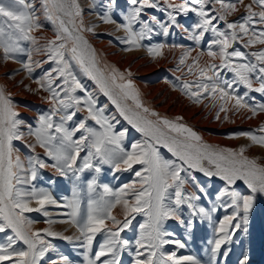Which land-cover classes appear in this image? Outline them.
I'll use <instances>...</instances> for the list:
<instances>
[{
	"label": "snow or ice",
	"instance_id": "6c2138e0",
	"mask_svg": "<svg viewBox=\"0 0 264 264\" xmlns=\"http://www.w3.org/2000/svg\"><path fill=\"white\" fill-rule=\"evenodd\" d=\"M89 7L92 10L102 7L99 20L125 34L118 39L127 45L124 49L127 52L141 49V42L151 40L153 35L168 37L173 29L186 32L187 38L196 45L210 33L213 39L207 53L201 52L191 63H186L194 50L186 48L179 58L178 69L185 66L187 73L195 77L192 82H183L182 94L194 104L210 100L217 109L216 120L224 113L223 119L228 121L230 111L250 113L248 119L264 113V102L249 95L259 93L264 97V47L247 54L235 47L237 43H242L243 48L264 46V0L248 3L245 0H182L179 3L123 0V7L120 0H106L103 5L92 0ZM241 7L244 14L239 20L229 21ZM148 10L162 13L166 20ZM37 11L36 0H0V64L9 61L19 64L38 85L37 89L27 88V91L47 93L41 98L51 105L50 110L37 115L33 126L21 116L17 104L0 86V234H3L0 264H76L68 255L60 253L49 237L82 249L83 264H125V254L131 258V264H228L229 256L234 253L235 264H252L251 220L257 201L264 198V163L246 152L251 146L264 148V124L229 134L228 139L250 141L239 149L206 143L191 127L180 123L182 117L170 120L146 107L140 90L128 78L131 72L126 76L114 66L106 65V73L98 66L96 50L84 36L85 32H94V27H86L79 0H39V11L54 31V38L43 44L33 35L43 29ZM190 13L196 21L189 30L180 23L179 17L187 19ZM115 14L121 16L122 22H117ZM218 22H223L225 27ZM165 47V44H156L148 47L147 53L155 59L163 56ZM37 55L46 58L34 59ZM204 55L209 61L202 65L200 57ZM73 62L96 83L119 115L144 140L132 143L130 150L123 145L127 130L115 131V117L106 115L105 109L97 106V101L74 73ZM44 64L54 66L33 79V73ZM225 69L233 74L232 79L222 77ZM6 78H12V70L6 73ZM239 86L246 91L241 94ZM77 91L83 96L76 95ZM80 112L86 115L75 120ZM28 138H34L35 143L28 142ZM16 141L34 154L22 159ZM157 145L167 148L175 160L162 158ZM37 146L52 163L35 154ZM81 153L85 154L81 156ZM105 165L114 174L133 173L138 179L115 189L101 184L99 176ZM39 169H52L57 176L71 179V197L59 202L44 188L19 187L31 185ZM85 172L94 175L87 181L88 201L86 208H82L77 182ZM196 173L208 181L218 178L223 182L214 200L212 185L206 187ZM204 199L210 208L201 203ZM49 207L67 209L56 213L67 219H53ZM117 207L123 219L113 214ZM221 209L222 218L214 219V214ZM29 213L45 217L48 227L35 229L38 221L30 219L26 215ZM137 216L143 218L138 235L133 240L124 238L121 234L132 227ZM169 221H176L185 229L186 240H191L197 221L208 222L213 237L208 241L211 249L206 261L195 255L177 254L187 243L173 238L175 233L167 227ZM56 224H70L77 234L55 231ZM98 236L102 240L98 241ZM167 245H174L176 250H166ZM49 253H56V258Z\"/></svg>",
	"mask_w": 264,
	"mask_h": 264
},
{
	"label": "rangeland",
	"instance_id": "374dc122",
	"mask_svg": "<svg viewBox=\"0 0 264 264\" xmlns=\"http://www.w3.org/2000/svg\"><path fill=\"white\" fill-rule=\"evenodd\" d=\"M37 1H36L37 4L36 6L38 9L37 15L40 16V23L43 25V29L39 32L34 33L33 35L37 36V38L40 39L41 44H43L45 40L54 38V31L51 23L45 20L43 18L42 12L39 11V0ZM91 1L92 0L90 1L79 0L82 8L84 9V23L86 27H94V32H85L84 36L87 37L89 44L96 50L97 58H98V66L106 73L108 72V69L105 67L106 65L114 66L115 68L119 69L121 72H124L125 75L127 76V73L131 71L126 68L122 69L114 62L107 60L103 50L99 47V45L102 44V42L108 38V40H110V44L112 43L111 46L114 48L116 47L114 51L117 55H121L123 54V52L126 53L127 51H124V49L127 47V45L120 43L118 39L124 37L125 34L122 31L116 32L114 25H107L108 28L105 29L104 27H106V25L102 24V21L99 20L98 18V13L102 14L103 8L101 7L96 10H92L89 7ZM96 2L98 4L103 5L104 3H106V0H96ZM120 2L122 3L121 7H123V0H120ZM176 2L179 3L182 2V0H176ZM226 2H229V0H226ZM232 2H234V0H232ZM248 2H250V0H245V3ZM216 7H219V5H216ZM148 11L149 13L156 15L161 20H166V17L162 13L156 12L155 10H148ZM243 14H244L243 8L241 7V10L239 12L235 13L233 16H230L228 19L229 21H237ZM115 18L117 19V22H122V18L119 14H115ZM146 18L147 17H145V19ZM179 20L181 24H183L186 28H189L190 30L191 26L196 21V17L194 14L190 13L187 19H185L184 17H179ZM91 22H93V24ZM218 23L219 26H221L222 28L225 27L223 25V22H218ZM96 25L99 26L97 27ZM111 26L113 27L111 28ZM138 28L139 26L137 25V30ZM257 30H259V28ZM107 31L111 33V36ZM212 39L213 37L211 36V34L207 33L205 35V40L202 41L200 45H196L193 41L187 38V33L182 31L181 29L171 30V34L168 37H165L163 35H153L151 40L145 39L144 41L141 42L143 46L141 47L142 50L139 49L140 51L145 50V52H147L146 49L148 47H151L155 44H165L166 45L165 48H167L169 51L173 49V47L171 48L172 45H176L177 47H174V50H172V52L173 51L176 52L175 53L173 52L170 55L168 54L164 55L165 57L164 56L157 57V58H161L160 60L164 62L162 66H160L155 72H151V73L147 72L146 74L141 75L137 72L132 71L131 72L132 75L128 78L131 79L133 83L136 85V87L140 90L141 99L144 105L146 107H149L151 110L159 113L161 117H167L170 120H174L177 116L182 117L183 119L180 121V123L186 124L187 126L191 127L194 131H196L198 134H200L203 137L206 143L212 145H218L220 147L239 149L241 146L249 145L250 141H248L245 138L228 139L227 138L228 135L238 131H247L258 128L261 124H264V113L257 115L253 119H248L247 117L251 115L250 113L241 111L239 114H235L234 112L230 111L228 113L229 116L228 121H225L223 119L225 115L224 113H221L220 120H216L215 113L217 109L212 107L210 100H204L203 103L201 104H194L180 91V89L183 86V82L185 80H188L189 82L195 80L194 76H190L187 73V68L185 66H179L178 69V61L183 51L186 48L194 49L191 53V58L186 62V63H191L192 58L197 57L201 52L207 53L208 44L211 42ZM105 47L108 48L110 46L108 45ZM235 47L239 48L240 50L244 51L247 54L252 51H256L264 46L257 45L255 48H243L242 43H237ZM148 56L146 57L149 58L150 56L149 57ZM37 58L43 60L46 57H44L43 55H37L34 57V59ZM122 58L126 60L127 56H124ZM22 59H26V57H22ZM149 59H153V58L150 57ZM208 61L209 58L207 57V55L200 57V63L202 65ZM216 63H219V61H216ZM17 66H19V70L23 74V79L26 80L29 84H32L33 83L32 79H28L27 73L22 71L19 64H17ZM53 66H54L53 64H44L42 68H39L37 72L33 73V79H38L43 74L44 70H49ZM73 71L76 74L77 78L84 85L86 91L91 93L94 99L97 101V106L100 108H104L106 115L110 117L111 116L115 117V120L113 121V123L115 124V131L119 132V131L127 130V135L123 141V145L127 149L130 150V146L132 143L139 142L145 139V137L140 132L132 128V126L128 124V122L119 115L115 105H113L111 101L108 99V97L105 96L100 91L99 87L96 85L94 81H92L86 75L83 74V72L79 69V67L75 65V62H73ZM221 75L225 79L233 78V74L228 72L226 69L221 73ZM157 84L163 87L157 90V86H158ZM0 86L4 87V85H2L1 82H0ZM239 90L241 94L244 91H246L245 89H243L242 86H239ZM76 95L82 97L83 93L77 91ZM249 95L255 97L257 101L264 102V97H261L259 93H250ZM11 98L15 100L13 102L16 103L17 105H19L20 103L22 104V105L20 104L21 106L28 105L25 100L20 101L19 98L17 99L15 97H11ZM44 103L48 104L46 100L44 101ZM47 108L48 107L40 108L39 106H35V110H36L34 114L35 117H30V118H27L26 116H22V117L26 119L28 123H31L33 126H35L37 115L50 110L49 108L48 109ZM190 111H194V112H191L192 113L191 114ZM85 115H86L85 112L77 113V117H75L74 119L75 120L81 119ZM149 118L153 120L155 119V117H149ZM230 121H234V122H230ZM88 123L93 126H96L93 121H89ZM69 125L71 126L72 122H69ZM77 136H79V133L77 134ZM28 142L35 143L34 138H28ZM14 143L16 147L20 149V154L22 159L26 160L28 156L34 154L30 151V149L24 147L22 142L16 141ZM157 147L159 149L162 158L167 160H175V157L172 156V154L167 150V148L161 147L159 145H157ZM37 148L39 147L37 146ZM39 149H40V153L36 151L35 154H38L41 158H43L46 163H52V161H50L44 155V150L42 148ZM84 154L85 153H81V156H83ZM246 155H248L251 158H256L261 163H264V148H260L259 146H251L246 152ZM138 167L139 166H137V168ZM93 175L94 173L92 172H85L82 174L81 181L77 182L81 189L82 208H86L88 201L87 181L90 180ZM196 175L199 176L201 183L204 184L206 187L209 184L212 185L210 191L213 193V200H214V194L224 186L223 182L220 181L218 178H213L211 181H208V179L203 177L201 173H196ZM135 179L138 178H136L133 173L122 172V173L114 174L113 171L109 169L108 166L106 165L103 166V171L99 176V182L101 184H108L114 189L121 187L125 183H130ZM31 186H35L38 189L44 188L50 191L59 202H63V198L71 197L73 181L71 179H64L62 177L57 176L52 169H39L37 179L35 181H32L31 185H19V187H22L25 190H30ZM243 187L244 186L241 184V188ZM188 190L191 191L192 189L189 188ZM97 191L99 192L101 191V189H97ZM201 203L205 207H209V208L211 207L207 199L202 200ZM117 208L113 212L114 215ZM49 211L53 213L52 216L53 219H57V220L67 219L66 216L56 215V213L58 212H66L67 209H57L55 207H49ZM184 211H185V218H187V210L185 209ZM26 215L30 219H34L38 221V223H36L34 226L35 229L37 230L43 229L41 225H46L45 228L48 227V225L44 222L46 218L41 216L39 213H29ZM119 215L120 216L117 217L119 219H123L121 212ZM223 215L224 212L221 209L214 214V219L222 218ZM142 219H143L142 217L137 216L136 220L133 221L132 227L128 230H125V232L122 233L121 235L126 239L133 240L136 237V235H138V231H137L138 225L139 222H142ZM62 225L63 224L53 225V230L63 232L65 235L77 234L76 229L72 227L70 224H64L68 226V228L62 227V229H59V226ZM167 227L169 231L175 233V236L173 237L174 239H180L187 243V247L185 249L177 250L178 255H195L201 260H205V261L208 259L211 249V245L208 243V241L213 237V230L207 221L204 222L197 221L195 225V229L192 233L191 240H186L185 229L181 227L176 221H169ZM251 233H252L251 236L252 264H264V198L259 199L257 201L256 206L254 207L252 220H251ZM48 239L54 244V246L57 248V250L60 253H63L64 255H68L70 259L76 262V264H83V257L80 254L83 251L82 249L74 247V245L69 244L68 242L63 240H53L51 237H49ZM97 240L98 241L102 240V237L98 236ZM0 242H3V234H0ZM166 250L172 251L176 249L174 245H167ZM49 256H51L54 259L56 258V253H49ZM47 259L48 258L46 257V260ZM124 259H125V264H131V258L128 257L126 254ZM236 259H237V255L235 253L230 255L228 258V264H235Z\"/></svg>",
	"mask_w": 264,
	"mask_h": 264
},
{
	"label": "bare ground",
	"instance_id": "6f19581e",
	"mask_svg": "<svg viewBox=\"0 0 264 264\" xmlns=\"http://www.w3.org/2000/svg\"><path fill=\"white\" fill-rule=\"evenodd\" d=\"M37 1V0H36ZM90 1V0H89ZM38 2V1H37ZM83 2V1H82ZM81 2V3H82ZM92 2V1H91ZM85 3V2H84ZM90 3V2H88ZM122 4V3H121ZM37 5V4H36ZM88 5V4H86ZM85 5V6H86ZM96 18V17H95ZM94 20V19H93ZM92 21V20H91ZM93 24V22H91ZM100 24V22H99ZM103 24V22H102ZM97 26V25H96ZM99 26V25H98ZM97 26V27H98ZM113 26H111L112 28ZM137 27V26H136ZM105 29L108 28L104 27ZM103 29V28H102ZM110 29V28H109ZM111 31V30H110ZM116 31V30H115ZM105 32V31H104ZM108 32V31H107ZM118 32V31H116ZM109 33V32H108ZM34 34V33H33ZM107 34V33H106ZM120 34V32H119ZM109 36V35H108ZM111 36V35H110ZM113 36V35H112ZM87 39V37H85ZM105 39V38H104ZM102 40V39H101ZM158 43V42H157ZM112 44V43H111ZM110 44V40L105 39L102 44L99 45V47L103 50L105 57L107 60H110L114 62L116 65L120 66L122 69L126 68L130 70L131 72H137L141 75L146 74L147 72H155L160 66H162L163 62L160 60L161 58H155V59H149L150 57L147 55L148 53L140 50L132 51V52H126L121 55H117L114 51V47H112ZM110 46L106 48L105 46ZM143 45V44H142ZM156 45V44H155ZM115 46V45H114ZM125 46V45H124ZM172 48V47H171ZM142 50V49H141ZM174 50V48L172 49ZM172 50H168L167 48L163 49V56L164 55H170L172 54ZM176 50V49H175ZM147 51V49H146ZM180 51V50H178ZM176 52V51H175ZM174 52V53H175ZM149 58H147L146 56ZM127 56V59L124 60L122 57ZM165 57V56H164ZM38 59V58H37ZM40 60V58H39ZM165 60V59H164ZM44 66V65H43ZM165 66V65H164ZM10 70H12V78H6V73H9ZM18 70V74H17ZM39 69H36L35 72H37ZM23 71V69H22ZM159 72V71H158ZM138 74V75H139ZM28 76V75H27ZM26 78V76H25ZM29 79V78H28ZM0 82L2 85H4L5 90L8 94H10V97H15L16 99L19 98L21 100H25L27 102V106H21L20 104L17 105V110L20 112L21 116H26L27 118L30 117H35V106H39L40 108L42 107H48L49 109L51 108V105L48 103H44L45 99H42L41 97H46L47 94L44 92H39L38 94H34L33 92L27 91V88H32V89H37L38 85L32 83L29 84L26 80L23 79V74L19 70V66L17 64L12 63L11 61L7 62L6 64H0ZM22 82V83H21ZM157 90L159 88H162L161 85L157 84ZM164 85V83H163ZM166 85V84H165ZM156 87V86H155ZM146 88V87H145ZM150 88V87H149ZM152 89V88H151ZM165 89V88H164ZM163 90V89H162ZM149 91V90H148ZM167 91V90H166ZM169 92V91H168ZM15 101V100H13ZM19 101V102H20ZM157 101V100H156ZM157 103V102H156ZM24 105V103H23ZM45 105V106H44ZM47 108V109H48ZM162 109V108H161ZM160 109V110H161ZM198 109V108H196ZM35 110V111H34ZM167 110V109H166ZM194 112V111H190ZM196 112V111H195ZM189 114V113H188ZM192 114V113H191ZM190 116V115H189ZM26 120V119H25ZM197 120V119H196ZM27 121V120H26ZM195 121V120H194ZM198 122V121H196ZM200 122V121H199ZM203 125V124H202ZM36 151L40 153V149L36 148ZM120 208L118 207L117 210L115 211V215L120 216ZM122 217V216H121ZM123 218V217H122ZM39 226V225H37ZM46 225H41V227L44 229ZM68 228L66 225L59 226V229Z\"/></svg>",
	"mask_w": 264,
	"mask_h": 264
}]
</instances>
